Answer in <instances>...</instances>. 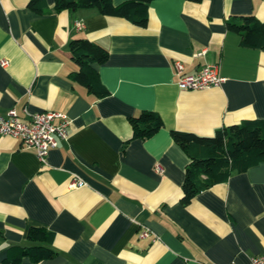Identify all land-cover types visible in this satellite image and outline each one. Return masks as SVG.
<instances>
[{"label":"crops","instance_id":"crops-1","mask_svg":"<svg viewBox=\"0 0 264 264\" xmlns=\"http://www.w3.org/2000/svg\"><path fill=\"white\" fill-rule=\"evenodd\" d=\"M30 1L0 0V114L14 109L27 123L61 113L70 137L41 162L0 136V264L33 245V227L54 234L57 256L20 264H251L264 255V163L184 205L189 158L171 137L264 120V48L243 46L227 27L240 17L264 23V0H154L146 27L96 8L56 12L57 0L38 1L40 14ZM76 39L108 51L95 66L108 96L74 80ZM176 63L189 75L216 66L225 81L181 90ZM142 111L158 113L164 127L132 140L130 119ZM76 180L85 185L72 187ZM144 227L160 240L141 239Z\"/></svg>","mask_w":264,"mask_h":264},{"label":"trees","instance_id":"trees-1","mask_svg":"<svg viewBox=\"0 0 264 264\" xmlns=\"http://www.w3.org/2000/svg\"><path fill=\"white\" fill-rule=\"evenodd\" d=\"M38 1L31 0L29 7L37 13L43 8ZM154 0H127L115 6L113 0H57L56 12H76L81 9L96 8L104 16L126 19L139 27L148 24V10ZM200 2L201 0H189ZM227 27L241 36L242 45L250 48H264V23L253 16L240 17L227 22ZM70 52L79 71L74 80L84 85L99 97H106L109 91L99 82L96 65H103L109 53L101 46L86 39L72 40ZM132 140H149L164 127L158 113L142 111L130 119ZM173 141L185 152L189 163L185 168L182 186V203L188 205L198 194L211 187L227 182L235 173H244L250 168L264 163V120H246L241 124L224 127L211 137L194 133L172 131ZM30 247L15 250L6 264H20L24 257L34 262L51 260L57 251L51 247L54 234L45 228L33 227L28 232Z\"/></svg>","mask_w":264,"mask_h":264},{"label":"built area","instance_id":"built-area-1","mask_svg":"<svg viewBox=\"0 0 264 264\" xmlns=\"http://www.w3.org/2000/svg\"><path fill=\"white\" fill-rule=\"evenodd\" d=\"M78 30L83 28L82 23H76ZM3 66L7 61H2ZM176 71L179 76L178 87L187 91H203L220 87L225 79L220 76L216 66H206L197 74L189 75L184 73V67L181 63H176ZM70 120L63 114L57 112H43L35 114L30 121L24 123L20 120L14 109L8 111L6 115L0 114V136H9L22 142L25 148L34 149L41 162H45L49 152L56 149L60 141H67L69 133ZM162 172L161 168H156ZM85 183L76 180L72 187L80 188ZM153 237V242L159 241V237L153 235V232L144 227L140 233L141 239ZM251 264H264V255L254 257Z\"/></svg>","mask_w":264,"mask_h":264}]
</instances>
